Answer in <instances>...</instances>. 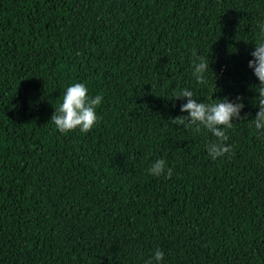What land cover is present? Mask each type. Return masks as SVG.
I'll return each mask as SVG.
<instances>
[{
    "label": "trees",
    "instance_id": "16d2710c",
    "mask_svg": "<svg viewBox=\"0 0 264 264\" xmlns=\"http://www.w3.org/2000/svg\"><path fill=\"white\" fill-rule=\"evenodd\" d=\"M261 24L264 0H0V264H264V133L213 161L170 123L185 88L255 119ZM74 83L103 97L87 134L50 123Z\"/></svg>",
    "mask_w": 264,
    "mask_h": 264
},
{
    "label": "clouds",
    "instance_id": "9594fccd",
    "mask_svg": "<svg viewBox=\"0 0 264 264\" xmlns=\"http://www.w3.org/2000/svg\"><path fill=\"white\" fill-rule=\"evenodd\" d=\"M259 28L261 35L264 36V24L259 25ZM251 55L254 59L249 61V68L253 70L255 77L259 80V85L254 86L258 96L253 103L259 108L255 119L248 120L247 116H241L245 107L243 97H237L234 102L225 98L217 99L213 103H206L197 101L194 98V93L185 88L177 92L173 99L186 100V103L180 106V111L187 115L175 117L171 119L170 123L185 129L193 128L196 132L206 129L211 133L215 139L208 143L207 152L213 161L232 153L233 149L227 144L229 139L227 130L232 129L236 121H248L249 126H254L258 133H264V41L255 44V50ZM192 56L193 76L198 84H205V74L211 67L208 62L209 58L198 56L195 49ZM102 99L103 97L100 95L90 96L85 84L74 83L64 91L62 102L58 107H55V113L51 117L50 123L61 134H68L77 129L87 134L99 122L96 109L101 105ZM148 174L154 177L166 174V178H170L172 169L166 165L164 160H157L148 169ZM163 260L164 252L157 249L148 264H161Z\"/></svg>",
    "mask_w": 264,
    "mask_h": 264
}]
</instances>
